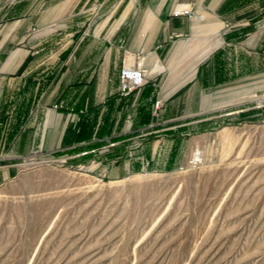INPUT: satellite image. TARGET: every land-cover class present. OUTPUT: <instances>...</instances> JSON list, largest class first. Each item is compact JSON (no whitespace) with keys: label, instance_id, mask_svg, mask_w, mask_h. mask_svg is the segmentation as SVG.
Wrapping results in <instances>:
<instances>
[{"label":"rangeland","instance_id":"rangeland-1","mask_svg":"<svg viewBox=\"0 0 264 264\" xmlns=\"http://www.w3.org/2000/svg\"><path fill=\"white\" fill-rule=\"evenodd\" d=\"M61 2L70 26L82 25L85 0H0L10 10L0 14V53L18 51L21 5ZM41 22L29 34L44 35ZM254 22L220 45L213 70L199 59L196 82L188 73L134 117L118 116L120 105H74L68 112L79 117L61 125L57 142L58 124L31 144L27 112L0 108V264H264V18ZM117 34L125 40L122 26ZM195 38L183 37L162 79L194 70ZM87 44L72 46L76 59ZM135 66L145 80L139 57ZM60 68L55 60L53 73Z\"/></svg>","mask_w":264,"mask_h":264},{"label":"crops","instance_id":"crops-1","mask_svg":"<svg viewBox=\"0 0 264 264\" xmlns=\"http://www.w3.org/2000/svg\"><path fill=\"white\" fill-rule=\"evenodd\" d=\"M124 1L125 17L119 19L117 12L123 5L122 0L107 4L85 0L78 10L83 13L81 18L84 21L76 27L70 26L74 16L70 15L68 3L46 5L36 11L32 5H21L16 10L14 32L19 36V48L13 55L0 53V59H3L0 66V108L12 104L27 112L24 120L36 125L32 130L31 144H37L41 133H49L50 138L56 124L59 125L55 137L57 142L62 135L61 125L79 117L68 112L74 105L79 111L88 107L87 103L91 101V106H99L103 110L105 107L100 106L101 103H109L111 111L120 105L125 111L131 110V114L124 111L118 116L134 117V114L141 113L140 110L147 109L152 99L162 98V92L178 85L188 73V81L196 82L199 59L207 57L205 67L210 66L213 70L211 62L217 50L222 48L220 45L227 44L233 34L240 35L251 18L256 20L253 23L256 28L264 18V0ZM8 8L1 7L2 17L8 14ZM134 12L140 13L135 16V22ZM39 22L42 23L39 29L46 33L29 34L33 27L38 28ZM229 23L230 27H226ZM120 26L125 29V40L117 34ZM105 28L112 31L109 36L102 37ZM185 36L196 37L199 41L193 46L187 43V52L191 58L193 55L197 64L194 70L182 71L181 75L176 73L177 79L166 81L162 79L165 67L178 57ZM205 38L211 45L202 49ZM83 43H88V46L76 59L72 46ZM123 43L124 50L120 51L122 47L118 44ZM55 45H61V51H55ZM103 45H106L104 51ZM138 57L147 71L143 86L121 98L118 96V71L121 65L134 66ZM55 60L61 68L53 73ZM71 60L73 63L77 60L76 69L69 67ZM71 76H77L76 80ZM56 105L60 108H54ZM110 117V122H117L112 115ZM130 121L133 123V119Z\"/></svg>","mask_w":264,"mask_h":264},{"label":"built area","instance_id":"built-area-1","mask_svg":"<svg viewBox=\"0 0 264 264\" xmlns=\"http://www.w3.org/2000/svg\"><path fill=\"white\" fill-rule=\"evenodd\" d=\"M144 81V71L140 66H123L118 72V91L124 97L138 90Z\"/></svg>","mask_w":264,"mask_h":264},{"label":"trees","instance_id":"trees-1","mask_svg":"<svg viewBox=\"0 0 264 264\" xmlns=\"http://www.w3.org/2000/svg\"><path fill=\"white\" fill-rule=\"evenodd\" d=\"M145 117V116H144Z\"/></svg>","mask_w":264,"mask_h":264}]
</instances>
